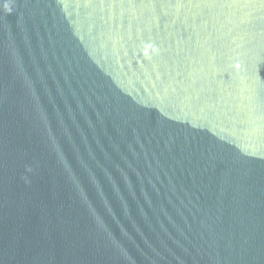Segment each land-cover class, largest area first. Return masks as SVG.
<instances>
[{
  "label": "water",
  "instance_id": "water-1",
  "mask_svg": "<svg viewBox=\"0 0 264 264\" xmlns=\"http://www.w3.org/2000/svg\"><path fill=\"white\" fill-rule=\"evenodd\" d=\"M0 264H264V0H0Z\"/></svg>",
  "mask_w": 264,
  "mask_h": 264
}]
</instances>
